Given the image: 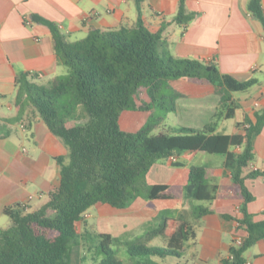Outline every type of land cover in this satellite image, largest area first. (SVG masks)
Returning <instances> with one entry per match:
<instances>
[{"label":"trees","instance_id":"16d2710c","mask_svg":"<svg viewBox=\"0 0 264 264\" xmlns=\"http://www.w3.org/2000/svg\"><path fill=\"white\" fill-rule=\"evenodd\" d=\"M142 2L135 0L137 6ZM249 12L264 30L261 1L252 0ZM191 19L185 11V0H181L179 13L171 22L186 26ZM32 21L49 27L57 63L67 73L46 86L39 85L30 74L21 75L15 96L17 116L6 120L0 117V137L10 133V126L36 114L63 141L68 155L56 159L60 179L49 193L47 204L34 212L22 205L5 210L11 227L0 233V264H72L73 248L86 238L104 257L101 264H121L116 259L115 244H125L130 257L138 259L137 264L181 259L195 239L192 225L182 214L175 219L178 224L169 236L168 248L148 247L144 241L123 243L110 234L83 237L77 232V224L97 204L124 210L139 198L176 200L169 186H148L146 176L156 163L183 152H204L225 159L224 165L231 172L230 185L212 184L205 168H192L181 191L192 204L240 202L236 231L243 234L244 241L240 247L231 248L222 264H245L246 252L264 240V221L256 222L250 213L254 196L246 185L264 176V172L251 170L254 139L264 129V109L255 114L254 121L246 117L238 123L235 134L216 133V128L221 119L235 118L237 105L232 95L247 92L257 80L239 81L221 73L215 62L161 53L162 31H150L142 19L132 29H93L76 42L68 41L53 22L38 15H33ZM177 80L209 84L224 91L213 122L203 129L176 127L155 135L151 134L152 120L137 133L121 130V114L138 109L135 100L140 92L147 91L151 107L158 109L162 107L157 106L158 101L165 99L161 94L164 84ZM192 212L196 218L211 213L205 205L195 206ZM167 227L166 219L160 228L147 233L146 240L163 236Z\"/></svg>","mask_w":264,"mask_h":264},{"label":"crops","instance_id":"0c3cea01","mask_svg":"<svg viewBox=\"0 0 264 264\" xmlns=\"http://www.w3.org/2000/svg\"><path fill=\"white\" fill-rule=\"evenodd\" d=\"M251 1L185 0L186 14L192 19L183 26L171 22L179 13L181 0H143L140 6L135 0H0V117L6 120L17 116L15 96L21 75L30 74L39 85L46 86L67 73L57 63L51 30L32 21L33 15L55 23L70 42L86 38L93 29H132L142 19L150 31H162L161 53L215 62L221 73L239 81L257 80L247 92L232 95L237 105L235 118L231 119L235 120V126L232 133L223 134H235L238 123L246 117L254 121L255 114L264 109V30L249 12ZM260 1L264 12V0ZM166 89L167 96L163 97L172 100L174 112L183 122L178 127L194 129H203L215 120L224 95L222 89L212 85L186 80L164 84L161 94ZM135 101L138 109L121 114V130L137 133L148 120L160 121L158 128L161 113L151 107L147 91L140 92ZM148 106L151 108L146 109ZM224 121L228 120L221 119L217 128ZM2 126L7 125L2 122ZM9 130V134L0 137V233L11 227V220L5 214L7 208L25 204L28 212H34L48 203L49 193L60 179L56 159L68 155L63 141L36 114L25 117ZM254 150L251 170L264 172V129L254 139ZM216 157L221 156L183 152L156 163L147 175V184L169 186L177 195L176 200L139 198L124 210L97 204L88 211L89 217L77 224L78 234L83 237L110 234L125 243L123 236L154 222L161 212L178 209L180 214L189 213L196 205L186 201L181 190L188 183L190 169L205 168L212 184L231 183L225 159ZM246 185L254 196L249 211L256 222L264 221V176L249 180ZM205 206L210 214L196 218L192 213L186 218L195 239L185 256L174 264H222L229 257L235 239L243 237L236 231V219L241 217L240 202L219 200ZM167 220L170 225L174 222ZM170 235L165 238L168 244ZM157 239L152 237L151 245ZM83 242L81 239L75 248H81ZM76 254L72 253V258L77 262ZM244 257L245 264H264V240Z\"/></svg>","mask_w":264,"mask_h":264},{"label":"rangeland","instance_id":"374dc122","mask_svg":"<svg viewBox=\"0 0 264 264\" xmlns=\"http://www.w3.org/2000/svg\"><path fill=\"white\" fill-rule=\"evenodd\" d=\"M168 90H164L163 95L167 96ZM157 106H162L161 108H158L160 111V117L162 118L161 124L157 128V124L160 123V121L155 120L153 123H151V134L155 135L160 132L167 133L171 129H174L178 127L179 125H182V121L179 119L178 115L174 112V106L172 104V100L170 98L164 99V101L160 102L158 101ZM235 126V120H228L220 123L219 127L217 128L218 133H232L233 127ZM217 159H221V157H216ZM146 183H147V176H146ZM148 185V184H147ZM149 186V185H148ZM196 206L198 205H205L201 203H195ZM193 212L189 210V213H182V216L185 218H188L190 214ZM180 216V212L178 209L171 210L169 212H161L160 216L152 223L147 224V226L143 225L140 227V229L136 230L132 234H127L126 236H123V239L126 243H137L140 241H144L148 247H160V248H168V239H165L168 237V234L175 231L177 227V222L175 221L176 218ZM174 219V222H171L168 224V227L164 233L163 236L157 237L156 243L151 245V239L146 240L147 232L151 233L155 229L160 228L162 224H164V221L166 219ZM189 219V218H188ZM149 227V230L148 228ZM113 249L116 254V259L121 264H137L138 259H133L130 257L127 251V246L125 244H115L113 246ZM77 262L75 260V257L71 259L72 264H101L104 257L97 252V245L90 239L86 238L83 242V246L81 248H73V255L75 253ZM176 259H168L163 264H174Z\"/></svg>","mask_w":264,"mask_h":264},{"label":"built area","instance_id":"2783aa9c","mask_svg":"<svg viewBox=\"0 0 264 264\" xmlns=\"http://www.w3.org/2000/svg\"><path fill=\"white\" fill-rule=\"evenodd\" d=\"M23 128H25V127L23 126ZM172 160H174V159L172 158ZM22 206L26 208V205H25V204L22 205ZM239 211H240V209H239ZM88 217H89L88 212H86V213L83 215V219H82V221L85 220V219H87ZM243 241H244V240H243V237L239 236V237H237V238L235 239L233 246L238 248V247H240V246L242 245ZM230 257H231V256H230ZM231 258H232V257H231Z\"/></svg>","mask_w":264,"mask_h":264}]
</instances>
